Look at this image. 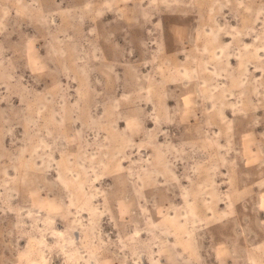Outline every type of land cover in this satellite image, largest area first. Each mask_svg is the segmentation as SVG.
Returning a JSON list of instances; mask_svg holds the SVG:
<instances>
[{
    "label": "rangeland",
    "instance_id": "rangeland-1",
    "mask_svg": "<svg viewBox=\"0 0 264 264\" xmlns=\"http://www.w3.org/2000/svg\"><path fill=\"white\" fill-rule=\"evenodd\" d=\"M0 264H264V0H0Z\"/></svg>",
    "mask_w": 264,
    "mask_h": 264
}]
</instances>
